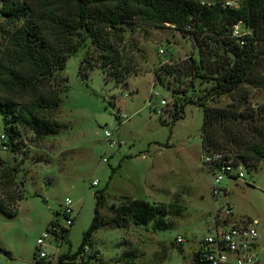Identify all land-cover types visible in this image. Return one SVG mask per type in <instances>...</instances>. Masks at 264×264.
<instances>
[{"label": "rangeland", "instance_id": "374dc122", "mask_svg": "<svg viewBox=\"0 0 264 264\" xmlns=\"http://www.w3.org/2000/svg\"><path fill=\"white\" fill-rule=\"evenodd\" d=\"M1 7L0 62L8 33L15 28L6 23ZM239 27L243 36L256 38L255 67L230 91L220 88L223 70L215 71L217 65L235 60L224 35L207 28L196 38L173 24L130 25L124 26L118 48L123 65L134 70L124 80L114 78L113 68H102V53L90 39L54 73L49 88L58 91L59 108L45 115L60 123L58 133L40 137L14 115L0 114V161L17 168L9 192L16 197L24 192L15 203L0 186V203L7 209L19 207L16 216L0 211V264H34L37 240L50 222L66 227L67 198L74 223L68 241L60 244L53 235L46 239L45 250L52 257L48 264H197L201 241L226 215L223 197L213 198L209 173L200 160L201 105L226 114L221 134L227 129L252 144L264 136V24L255 33L244 23ZM227 36L233 38L232 32ZM190 57L197 61L199 78L184 70L183 62ZM29 100L17 97L15 112ZM184 104L183 114L179 107ZM177 116L182 118L173 126ZM105 131L117 141L116 148L107 146ZM4 142L11 147L4 149ZM223 150L234 154L238 147ZM246 167L244 179L220 184L233 207L228 218L264 221V158L257 164L248 161ZM100 194L104 220L124 216L127 197L145 200L162 214L144 226L131 220L104 225L91 238L89 258L60 262L61 255L73 254L80 245L94 215L95 195ZM259 261L264 264V257Z\"/></svg>", "mask_w": 264, "mask_h": 264}, {"label": "trees", "instance_id": "16d2710c", "mask_svg": "<svg viewBox=\"0 0 264 264\" xmlns=\"http://www.w3.org/2000/svg\"><path fill=\"white\" fill-rule=\"evenodd\" d=\"M36 1L37 4L33 6L26 0H0L1 14L6 23L15 25L14 30L8 33V42L0 62V114L4 117L14 115L24 128L40 137L56 134L61 129L59 122L50 120L45 115L56 112L60 103L58 91L49 88V83L54 78V73L65 68L67 60L78 53L87 39L102 53V68H113L114 78L124 80L134 71L123 65L118 51L123 43L124 26L158 27L173 24L178 30L187 31L196 38L205 29H213L224 35V44L232 45L229 50L233 51L235 60L223 62L215 69L223 70L220 88L230 91L248 79L254 70L256 58V38L253 35L236 37L234 27L244 23L255 33L264 24V0ZM227 1L232 2V5H226ZM217 25L220 30L216 29ZM230 32L237 42L228 38ZM183 64L185 72L193 79L200 77L201 72L194 58L186 59ZM17 97H28L30 100L20 104L15 112ZM186 104L179 107L183 114ZM201 106L202 152H224L236 162H242L246 169L248 161L257 164L264 158V136H261L259 142L252 144L243 136L227 129L221 134L219 128L224 125L226 114L221 108L206 104ZM116 118L119 120L118 115ZM181 118L174 117L173 126ZM3 146L11 147L8 142H4ZM226 147H238V150L232 154L223 150ZM0 167L2 192L8 195L11 202L22 200L23 190L17 197L9 192V188L15 184L17 168L4 166L1 161ZM95 199L94 215L83 233L80 245L73 254L61 255L60 262L65 258L76 259L87 244L92 247L91 238L104 225L120 224L119 222L126 224L131 220L135 225L144 226L162 214V210L145 200L127 197L121 208L124 216L104 220L100 211L103 194L95 195ZM18 210V206L7 209L0 203V211L9 216H16ZM55 224H58L57 220H52L49 227ZM69 232L70 228L62 230L63 241H68ZM195 262L200 264L197 253Z\"/></svg>", "mask_w": 264, "mask_h": 264}, {"label": "built area", "instance_id": "2783aa9c", "mask_svg": "<svg viewBox=\"0 0 264 264\" xmlns=\"http://www.w3.org/2000/svg\"><path fill=\"white\" fill-rule=\"evenodd\" d=\"M226 5L231 6L232 2L227 1ZM241 35L240 27L236 25L234 36L240 37ZM161 53L163 52L161 51ZM160 103L163 107L167 105L164 99ZM159 113H162V109ZM104 135L110 149L118 146L109 131H105ZM1 138L5 139V135L2 134ZM3 148L7 149V146H3ZM200 160L202 166L209 173L212 196L215 200L217 197H223L224 214H226V217H223L225 222L219 225L215 224L213 231L201 241L196 252L200 264H259V256L264 257V221L249 218L232 221L228 218L233 215V208L228 201L227 189L220 187V184L226 179L230 181L244 179V164L236 162L231 155L224 152H202ZM107 161L104 159V162ZM97 184L96 181L92 183L93 186ZM71 205L72 201L67 198L63 210L66 227L59 224L50 226L37 240L34 264H48L52 259L45 250V241L50 235H53L60 244L63 242L62 230L70 228L75 219ZM176 242L181 244L183 238L178 237ZM90 252L91 247L87 244L77 258H86Z\"/></svg>", "mask_w": 264, "mask_h": 264}, {"label": "crops", "instance_id": "0c3cea01", "mask_svg": "<svg viewBox=\"0 0 264 264\" xmlns=\"http://www.w3.org/2000/svg\"><path fill=\"white\" fill-rule=\"evenodd\" d=\"M233 208V207H232ZM94 236V235H93Z\"/></svg>", "mask_w": 264, "mask_h": 264}]
</instances>
